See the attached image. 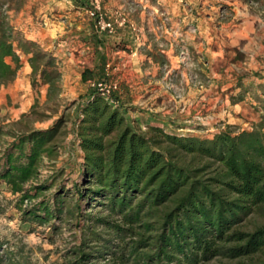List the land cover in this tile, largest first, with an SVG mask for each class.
<instances>
[{"label":"trees","instance_id":"obj_1","mask_svg":"<svg viewBox=\"0 0 264 264\" xmlns=\"http://www.w3.org/2000/svg\"><path fill=\"white\" fill-rule=\"evenodd\" d=\"M21 55L32 85L46 86L45 101L56 102L61 73L53 57L10 25L0 3V88L14 80ZM81 78L92 74L85 69ZM37 106L34 100L13 123L19 127L5 131L11 139L0 151V183L18 194L21 222L55 231L52 221L66 218L80 226V241L61 264H264V114L249 130L183 135L130 125L92 90L75 120L80 181L49 196L51 179L35 181L44 158L58 156L69 118L61 113L35 128L31 117L44 116ZM7 244L0 240V264H37Z\"/></svg>","mask_w":264,"mask_h":264},{"label":"rangeland","instance_id":"obj_2","mask_svg":"<svg viewBox=\"0 0 264 264\" xmlns=\"http://www.w3.org/2000/svg\"><path fill=\"white\" fill-rule=\"evenodd\" d=\"M196 1L202 2L198 4ZM206 1L218 2L212 5ZM0 3L1 11L7 21L26 39L32 40L26 37L24 31L33 32L37 28L44 27L42 25L44 18L59 21L61 26L57 35L51 40L46 39L42 41V44L38 43L45 53L53 57L61 73L59 81L61 93L57 101L46 102V86L32 85L30 73L24 72L28 63L23 55L20 56V67L14 80L0 88V127L3 128L0 136V151L11 139L5 131L8 128L19 127L14 126L13 123L20 118L21 114L18 113V109H15L21 104L22 107L26 106L24 113H27L34 100H37L36 110L44 116L40 121H35V115L31 117L33 121L30 125L35 128L50 126L61 113L68 115V134L60 144L58 156L53 161L44 158L39 176L35 181H49L50 183L51 179L54 185L45 191L49 196L57 190L60 184L71 190L72 183L80 181L81 151L75 139V120L79 115L80 107L93 90L89 85L90 80L108 82L117 78L120 89L114 98L118 101V107L130 125H138L141 129L147 126L143 119L139 120L138 116L132 114V109L128 105L120 103V92L123 86L120 82V64L116 66L120 62V51L131 54L135 48L142 52L149 49L168 48L177 58V66H173L170 58L166 56L160 58L163 59L160 78L168 80L166 87L186 92L187 85L192 91L194 89L206 91L205 89L209 90L211 87L212 73L208 72V75H203L200 68L204 69L208 66V64L204 65V62H208V57L196 52V46L192 43L197 39V36L194 40L191 38L197 33L196 17L204 15L206 21L209 22H205L206 26L210 29L213 27L218 36L221 26L227 24L229 26L225 29V33L226 30L232 31L237 26L245 25L246 30L264 35V0L241 1L237 6V12L232 5L223 0H87L84 8L74 7L70 0H0ZM93 11H96V15L90 14ZM186 14L190 17L189 20L182 18ZM102 21L110 22L111 28L102 29ZM90 22V26L95 30L93 35L104 33L108 35L111 42L107 47L112 49L107 62L94 74L90 69L94 66L95 54L92 52L93 49H86L87 45L90 46L87 32L89 31L87 23ZM126 30L129 34H124ZM186 31L191 35L190 37ZM122 34L127 35L128 38L120 40L119 37ZM255 41L253 46L259 42ZM199 42H201L200 39ZM57 43H60L61 47L57 46ZM116 51L119 52L115 54ZM237 56L239 62L245 61L243 56L239 54ZM259 57L256 63L262 64L264 56ZM225 59L227 64L235 63L231 54H227ZM211 67L215 70L217 64ZM85 69L92 74V78L87 81L81 78ZM234 73L240 77L234 87L238 88L237 92L230 95L229 92L232 89L225 83L227 87L225 93L230 95V102H238L240 107L236 110L237 115L232 113L234 121L232 119L227 121L231 118L228 113L224 116L218 113L220 103H217L215 108L206 110L208 105L205 101H201L195 109L200 111L199 118L188 117L181 122L173 118V122L169 123L171 125L168 128L164 126V128L178 134H194L201 137L210 136L227 125H232V129L236 131L251 129L264 114V68L250 69L247 65L241 64V68L235 70ZM27 78L30 81V88L25 89L23 86ZM28 100H30L29 104ZM225 105L228 106V104ZM224 109L230 112L229 108L224 107ZM17 199L18 194H11L8 188L0 183V207L2 208L0 240H6L7 245L12 248H21L37 264H61L70 250L79 243L80 226L75 220L66 218L61 221H52L58 227L55 231L50 228V224L39 226L36 223L21 222L20 213L15 206ZM96 210L95 207L89 209L86 205L83 207V211L87 212L93 213ZM237 262L236 259L220 258L211 259L204 264H235Z\"/></svg>","mask_w":264,"mask_h":264},{"label":"crops","instance_id":"obj_3","mask_svg":"<svg viewBox=\"0 0 264 264\" xmlns=\"http://www.w3.org/2000/svg\"><path fill=\"white\" fill-rule=\"evenodd\" d=\"M85 1L87 0H70L76 8H84ZM223 1L232 5L235 12H237V6L244 0ZM196 2L199 4L202 1ZM206 2L215 5L218 1ZM64 17L66 18L65 15ZM182 18L189 20L190 17L186 14V16ZM196 19V35L191 36L187 31L186 32L189 37L191 36L192 40L197 36V39H195L196 42L192 41L196 46V52H200L202 55L204 54L208 57V62H204V65L206 66V64H208V66L204 69L200 68V70L205 76L208 75V72H210V74L212 73V84L209 90L205 89L206 91H204V89H194L192 91L189 90L190 88L186 85L188 88L187 91L181 92V90L168 89L166 87L168 80L160 78V70H162L163 64V59L161 60L160 58L166 56V58H170L169 60L173 63V66H177V58L172 55L171 50L168 48L156 50L149 49L145 52L135 48L132 50L131 54H125L120 51V62L116 65L118 66L120 64V82L123 86V89L120 92V103L128 105L132 109V114L138 116L139 120L143 119L147 125H157L163 128L165 126L168 128V126L171 125L169 123L173 122V118H176L179 122L188 117L199 118L200 111L199 109L197 111L195 109H197L196 107L199 106L198 104L201 101H205L208 105L206 110L213 109L217 106V103H220L218 106V113H221L223 116L228 113L231 118L227 121L231 119L234 121L235 118L232 116V113L237 115L236 110L240 108L238 102L231 103L229 100V96L235 94L238 90V88L234 87H236V83L240 77L234 73L235 70L241 68V64L247 65L250 69L257 67L264 68V61L262 64L256 63L259 60L260 55L264 56V35H259L258 33L255 34L246 30L245 25L237 26L232 31L226 30L225 33V29L229 26L227 24L221 26V31L218 36L213 27L210 29L206 26L205 22H209L206 21L204 15L196 17ZM42 23L44 27L37 28L36 30H33V32L24 31L26 37L42 44V41L46 39L51 40V38L55 37L61 29L59 21L44 18ZM90 24L91 22L87 23V26L89 27V31L87 30V32L89 38L88 44L91 47L87 45L86 49H93L92 52L95 54L94 66L91 69L89 68L92 71V74H94L95 71H99L103 64L107 62V58L109 57V54L112 53V49H108L107 47L109 42H111L108 39V35H105V33L101 35H93L95 30ZM124 34H129V31L126 30V33ZM124 34L120 35V40L128 38V36ZM92 35L94 36L93 38ZM199 39L201 42H199ZM255 40L259 42H256ZM254 41L256 42L255 46H253ZM57 46L61 47V44L57 43ZM118 52L119 51H116L115 54ZM227 54L232 55V58L235 59V63L227 64L225 59ZM237 54L243 56L245 61L239 62ZM197 59L199 58L197 57ZM213 64H217V69L214 70L213 67H211ZM24 72L28 74L30 73V66L28 64L26 65ZM232 75L233 77L231 78ZM26 80V84L24 83L25 85L23 87L28 89L30 88V81L28 78ZM115 80H117V78ZM225 83H227V87H231L232 89L229 92L230 95L225 93L227 90ZM16 84H18V81H16ZM175 85H177V83H175ZM176 87L177 86H175V88ZM25 103L27 104V101H25ZM29 103L30 100H28V104ZM225 104H228V106ZM22 106L23 105L21 104L19 108L13 109H18V113L21 114L26 110V106ZM224 107L229 108L230 112H227L225 109L223 110ZM207 116L209 117V115ZM165 130L168 131L167 129Z\"/></svg>","mask_w":264,"mask_h":264},{"label":"built area","instance_id":"obj_4","mask_svg":"<svg viewBox=\"0 0 264 264\" xmlns=\"http://www.w3.org/2000/svg\"><path fill=\"white\" fill-rule=\"evenodd\" d=\"M91 15H96V11L90 12ZM100 23V22H99ZM101 28H111L110 22H101ZM89 85L92 89L98 93H100L108 102L113 105L117 106L118 101L114 98L115 94L120 89V84L116 80L104 81V80H90Z\"/></svg>","mask_w":264,"mask_h":264}]
</instances>
